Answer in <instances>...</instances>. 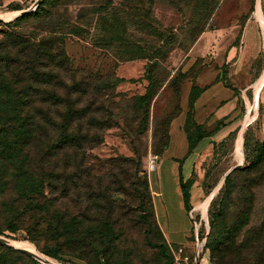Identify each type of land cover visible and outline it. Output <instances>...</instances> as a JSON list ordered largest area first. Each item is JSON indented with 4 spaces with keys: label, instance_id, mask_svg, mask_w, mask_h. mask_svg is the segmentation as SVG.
I'll list each match as a JSON object with an SVG mask.
<instances>
[{
    "label": "rangeland",
    "instance_id": "374dc122",
    "mask_svg": "<svg viewBox=\"0 0 264 264\" xmlns=\"http://www.w3.org/2000/svg\"><path fill=\"white\" fill-rule=\"evenodd\" d=\"M214 3L41 0L23 19L0 22V150L5 138L18 141L19 162L38 180V190L24 195L12 163L0 160V236L13 245L0 243V264H172L193 262L197 253L199 263L207 256L214 264L206 246L213 223L222 233L218 264H264V163L239 171L264 144V0H218L207 10ZM202 24L191 41L190 30ZM164 46L172 48L167 58ZM204 68L219 70L218 81L242 93L241 112L198 131L191 114L181 121L186 136L206 135L186 180L190 195H199L190 197L189 243L161 253L160 164L183 89ZM230 124V134L209 140ZM71 218L81 220L80 230L110 227L114 243L104 245L101 234L60 239ZM54 249L58 258L47 253Z\"/></svg>",
    "mask_w": 264,
    "mask_h": 264
},
{
    "label": "crops",
    "instance_id": "0c3cea01",
    "mask_svg": "<svg viewBox=\"0 0 264 264\" xmlns=\"http://www.w3.org/2000/svg\"><path fill=\"white\" fill-rule=\"evenodd\" d=\"M38 0H0L1 10L10 12H16V16L24 11L28 6L34 4ZM256 22L263 28L262 19L256 18ZM202 38H200L190 51V55L194 54L198 47L201 46ZM219 70L215 68H204L203 72L193 81L189 86H185L182 94V111L178 118L175 120L171 127V141L166 150L167 155L163 159H168L173 162L172 173L174 179L169 183H162L160 181L158 187L155 190V198L158 203V212L161 218H163V225L165 229V235L169 243L175 245H187L191 236L192 228L187 219L190 217L183 201V193L179 181V171L177 161L179 158L186 155L188 151V140L185 132L180 129L181 121H185L189 110V99L193 85L202 88L203 91L199 95L195 102L193 116L197 123H215L217 121L228 118L234 120V118L241 112L239 101L243 96L234 88L228 87L221 81H217ZM258 79L254 84H258ZM259 95L257 94V102L259 103ZM257 104V103H256ZM258 109V107H257ZM235 129L232 124L223 127L214 136H211L209 140L216 141V139L223 138L230 134ZM202 141L197 148L189 155V157L183 162L182 174L184 181L188 180L193 170L194 162L197 159L199 151L202 149ZM162 159V160H163ZM161 161V159H160ZM198 192L191 190V200L197 201ZM183 219V220H182ZM200 259V258H199ZM199 264H211L209 257L205 256Z\"/></svg>",
    "mask_w": 264,
    "mask_h": 264
},
{
    "label": "trees",
    "instance_id": "16d2710c",
    "mask_svg": "<svg viewBox=\"0 0 264 264\" xmlns=\"http://www.w3.org/2000/svg\"><path fill=\"white\" fill-rule=\"evenodd\" d=\"M46 1V0H45ZM218 0H215V3L207 6V10H210V12H212L216 5H217ZM44 4V2L42 4H40L38 6V9ZM39 12L35 13L38 14ZM31 13L26 12L23 13L22 15H19L16 17L17 20L23 19L24 17H26L27 15H29ZM204 26L202 25H197L194 26L191 30H190V34H191V41H196L198 35L203 31ZM164 34V33H162ZM164 35H174L173 33L170 34H164ZM164 54L165 57L167 58L168 56L166 55L167 53H169L171 51V47L169 46H164ZM132 58H135V56H132ZM143 58H147L149 60H151L152 56H144ZM218 81V79H217ZM203 91L202 88H199L196 85H193L192 89H191V93H190V99H189V110H188V114H191V116H193V110H194V105L196 100L198 99L199 95L201 94V92ZM20 113V112H19ZM187 114V116H188ZM194 119V116H193ZM194 128L196 129V131L201 130L203 128V124H199L196 122V120L194 119ZM22 130H17L15 132H13V136L20 139L22 136ZM206 135L200 134L199 136H197L196 138L193 137V135L188 134L187 138H188V151L186 153V155L180 159L177 160L179 162V181H180V186L182 189V193H183V201L185 204V208L188 212L189 209V205H190V191L188 190V183L189 181H184L183 179V174H182V165L183 162L189 157V155L193 152V150L198 146V144L200 143V141L205 138ZM18 141H11L9 138H5L3 140V146L0 150V160L2 159H7L8 161H10L14 167V169L17 171L16 176L19 179V187H20V192H22L24 195H29V193H33L35 191L38 190V180L34 177V175L28 171L26 168H24L23 164H21L17 158L18 155ZM262 163H264V144L261 148V150L259 151L256 159L249 164L248 166H245L244 168H241L239 171H250V170H254L257 169ZM172 164L173 162L168 160V159H163L161 161L160 164V172L162 174V183L166 184L169 183L170 181H172L174 179V175L173 173L169 176L170 173V169L172 168ZM237 169H234L225 179V193L223 194V201L224 198L226 196H228L230 194V192L232 191V183H231V175L236 171ZM169 176V177H167ZM224 209V207H219L217 210V214L216 216H218L220 214V212ZM249 216L246 215L243 218H239L236 222H235V227L236 229H240L242 228L247 222H248ZM213 221H216V219ZM81 223V220H79L78 218H71V220L67 221L66 224L63 226L62 230H60V234L58 235V237L61 239H71V240H75L77 242H81L82 240L87 239L89 236L92 237H97L102 239V237L104 238V240H102V243L104 245H112L114 243L113 241V230L110 229V227H108L106 230H102V229H97L94 227H90L89 229H85V230H80L79 229V224ZM12 232H15L19 229L18 225L13 224L10 227ZM29 233H33L34 234V229L29 230ZM87 232V233H86ZM231 231H228L227 234H231ZM88 234V235H87ZM101 234L102 237H100L99 235ZM222 236V233L219 232L218 230V226H216V224L213 223V225L211 226V231L209 233V240L208 243L206 244L207 248L210 250L211 252V261L214 264H218V260L220 259V255H222V249L220 247L221 242H219V238ZM173 244L169 243L167 238L162 237V241L160 242V244L158 245L159 250L161 251V253H164L166 250H168V247H172ZM174 246H176L174 244ZM18 252V251H15ZM47 253H49L51 256L58 258L59 257V253L56 249L54 250H49L47 251ZM175 263V260L172 264ZM96 264V263H94Z\"/></svg>",
    "mask_w": 264,
    "mask_h": 264
},
{
    "label": "built area",
    "instance_id": "2783aa9c",
    "mask_svg": "<svg viewBox=\"0 0 264 264\" xmlns=\"http://www.w3.org/2000/svg\"><path fill=\"white\" fill-rule=\"evenodd\" d=\"M34 7H37L36 3L32 4V6L30 7V9H34ZM2 9V6L0 5V12L4 11V10H1ZM196 241L199 243L200 242V239H199V235L196 233ZM202 244V243H201ZM204 245V243H203ZM183 252V248L180 247L179 248V256L181 255V253ZM199 254L197 253V256H195V259L193 262L189 261V258L188 257H185L183 258L182 260H179V258H176L175 260V263L174 264H199Z\"/></svg>",
    "mask_w": 264,
    "mask_h": 264
},
{
    "label": "water",
    "instance_id": "95a60500",
    "mask_svg": "<svg viewBox=\"0 0 264 264\" xmlns=\"http://www.w3.org/2000/svg\"><path fill=\"white\" fill-rule=\"evenodd\" d=\"M40 2H41V0H38V1H36L35 3H36V5H39ZM26 12H29V10H24V11L20 12L17 16L22 15L23 13H26ZM17 16H15V17H17ZM3 21H4V19H2V18L0 17V22H3ZM157 162H160V158L157 159ZM154 167H155V166L153 165L152 168H154ZM233 169H234V168H233ZM233 169H231L230 171L227 172V174L225 175L224 179H226V177L231 173V171H232ZM0 243L5 244V245H8V246H13L11 243L8 242V239H6V238L3 237V236H0ZM20 250H25V249H24V248H20Z\"/></svg>",
    "mask_w": 264,
    "mask_h": 264
},
{
    "label": "bare ground",
    "instance_id": "6f19581e",
    "mask_svg": "<svg viewBox=\"0 0 264 264\" xmlns=\"http://www.w3.org/2000/svg\"><path fill=\"white\" fill-rule=\"evenodd\" d=\"M15 16H16V12H7V13H2L1 18L6 21H10V20H13ZM17 245L21 247H25L31 251L34 250L33 247L27 242H20V243H17Z\"/></svg>",
    "mask_w": 264,
    "mask_h": 264
}]
</instances>
